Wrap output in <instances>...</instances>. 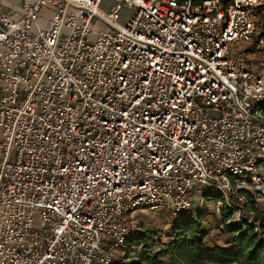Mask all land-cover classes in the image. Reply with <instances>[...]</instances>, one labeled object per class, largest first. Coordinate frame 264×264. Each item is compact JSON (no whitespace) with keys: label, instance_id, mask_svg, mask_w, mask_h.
Segmentation results:
<instances>
[{"label":"built area","instance_id":"built-area-1","mask_svg":"<svg viewBox=\"0 0 264 264\" xmlns=\"http://www.w3.org/2000/svg\"><path fill=\"white\" fill-rule=\"evenodd\" d=\"M0 20V264L126 262L139 208L264 201V0H23Z\"/></svg>","mask_w":264,"mask_h":264},{"label":"trees","instance_id":"trees-1","mask_svg":"<svg viewBox=\"0 0 264 264\" xmlns=\"http://www.w3.org/2000/svg\"><path fill=\"white\" fill-rule=\"evenodd\" d=\"M214 196L219 193L208 190ZM231 204L221 209L222 225L213 244L206 241L208 235L203 222V209H184L177 215L169 241L152 251L145 245L137 252V258L114 264H264V207L248 193L245 199L231 196ZM236 208L241 209L242 220L231 217ZM153 229L137 230L130 234L131 241H140L154 236ZM220 238H223L220 241Z\"/></svg>","mask_w":264,"mask_h":264},{"label":"rangeland","instance_id":"rangeland-1","mask_svg":"<svg viewBox=\"0 0 264 264\" xmlns=\"http://www.w3.org/2000/svg\"><path fill=\"white\" fill-rule=\"evenodd\" d=\"M114 3V1H113ZM208 190H201L194 193L193 206L191 209H203L206 213L204 217L203 226L208 231L206 241L209 244H213V239L219 235L222 225V213L221 209L226 203L222 195L214 196L207 194ZM258 206L264 207V201L259 202ZM135 216L140 222V230L153 229L154 236L149 239H143L137 242H143L144 245L151 247L152 251L158 250L164 246L166 241H169L172 236V229L175 221L177 220V214H174L167 208H139L135 210ZM223 238H220L222 241ZM135 242V243H137ZM135 247L140 248L139 245ZM137 251V250H136ZM134 254H131L133 256ZM132 259L134 257H131ZM130 258V259H131ZM225 264H238L237 262L225 263Z\"/></svg>","mask_w":264,"mask_h":264},{"label":"crops","instance_id":"crops-1","mask_svg":"<svg viewBox=\"0 0 264 264\" xmlns=\"http://www.w3.org/2000/svg\"><path fill=\"white\" fill-rule=\"evenodd\" d=\"M23 0H0V15L2 13H11L14 16L19 15L21 12V4ZM126 11H129L127 9ZM40 21L46 23V16H51V11L49 8H43L41 11ZM3 27V22L0 20V28Z\"/></svg>","mask_w":264,"mask_h":264}]
</instances>
